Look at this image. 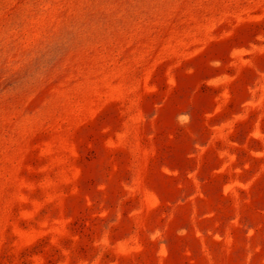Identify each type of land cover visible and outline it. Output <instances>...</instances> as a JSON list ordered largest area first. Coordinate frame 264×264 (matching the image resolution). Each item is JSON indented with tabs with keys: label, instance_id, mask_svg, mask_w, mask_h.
Returning a JSON list of instances; mask_svg holds the SVG:
<instances>
[{
	"label": "rangeland",
	"instance_id": "1",
	"mask_svg": "<svg viewBox=\"0 0 264 264\" xmlns=\"http://www.w3.org/2000/svg\"><path fill=\"white\" fill-rule=\"evenodd\" d=\"M0 264H264V0H0Z\"/></svg>",
	"mask_w": 264,
	"mask_h": 264
}]
</instances>
